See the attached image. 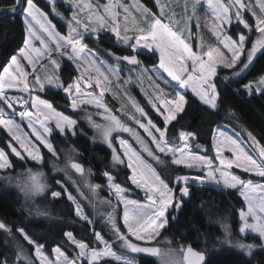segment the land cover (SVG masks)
<instances>
[{"label": "snow or ice", "instance_id": "snow-or-ice-1", "mask_svg": "<svg viewBox=\"0 0 264 264\" xmlns=\"http://www.w3.org/2000/svg\"><path fill=\"white\" fill-rule=\"evenodd\" d=\"M63 3L68 5L67 10L71 13L68 17L58 10ZM199 3L200 0H192L190 15H187L188 5L185 4L186 22L196 20L197 26L196 8ZM156 4L160 7L159 14L153 13L140 0H131V4L124 0H107L106 3L101 0H95V3L92 0H46L51 14L64 22L67 35H61L49 13L42 10L36 0H12L8 7L0 9V13L11 16L13 21L20 17L26 32L23 46L9 58V63L0 73V129L6 133L5 144L0 147V172L5 173L2 178L6 186L12 184V178L7 175L14 167L10 157L25 163L43 164V150L58 158L51 140L54 131L65 137L78 133L77 119L57 111L51 102L41 99L38 94L33 95L52 89L65 94L73 112L85 111L88 124L97 130L99 138L111 149L112 168L123 166L127 170L125 180L121 182H118L119 172L113 175L105 171L106 183L103 186L85 179L86 187L93 195L107 190L108 198L100 201L107 209L101 220L111 235L105 239L101 231H93L98 247L91 241L85 243L77 239L71 231L65 232V243L73 245L76 253L72 258L57 246L52 249L55 259H49L44 245L23 228L16 229L20 237L17 240L12 227L0 220V231L12 237L16 244L17 264H36L37 261L39 264H100L102 260L104 264L109 260L115 264H140L138 254L158 257L160 264H211L206 251H196L190 245L181 248L183 257L177 261L172 249L162 250L152 244L176 221V214L186 199L191 198L194 187L235 193L242 198L243 204L238 210L239 233L244 238L253 234V240L260 241L257 244L246 243L244 238L234 240L225 224L222 225L224 237L220 244L233 247L248 258L252 257L254 250H264V182L251 178L258 177L264 181V144L251 132L247 133L248 144L238 134H229L217 126L212 143L215 155H200L192 150L196 140L194 133L180 131L177 135L172 132L180 126L182 114L189 105V92L210 111H219L221 83L225 90L233 84H240L250 97L256 94L264 96V75L241 83L250 67L254 66V61L264 57V0H207L211 12V33L216 43L206 51L201 48L200 52L193 51L183 32L174 27V21L169 18L168 23L164 22L166 5L161 4V0H156ZM133 12L138 13L139 23ZM248 14L254 24L249 23ZM130 18L134 25L132 35L128 34ZM233 29L235 38L229 34ZM105 32L112 33L116 44L122 46L120 50L129 53L117 55L105 50L116 61L115 65L102 59L95 47ZM254 34L256 38L252 40ZM149 54H158V65L148 67L138 58ZM56 57L66 58L75 66L78 75L62 81L58 74L61 64ZM45 61L53 66V75H45L42 79L39 71L45 69ZM223 70H231V75L220 77L219 72ZM123 71L134 73L137 82L148 79L153 84V92L147 94L148 104L158 119L154 120L127 92L125 95L134 109L132 114L124 111L122 119L107 105L106 93L113 88L119 91L121 86L133 83L131 75L122 78ZM167 88L171 89V99L167 98ZM85 106L95 108V115L102 116L106 123H96ZM229 116H235L231 109ZM24 123L29 132L21 127ZM138 129H142L143 134ZM124 133L129 134L139 150L129 139L122 138ZM95 139L93 137V141ZM195 147L201 148L202 145L196 144ZM149 158L157 166H163V174L149 162ZM67 160L68 167L80 177L92 174L71 156ZM169 163L175 166L171 171H168ZM185 169L190 171L185 172ZM54 171H65L67 181L75 186L79 196L92 203L65 169L54 165ZM29 175L30 182L21 190L30 196L44 193L47 185L42 180L43 174L29 170ZM56 184L60 191L52 190L53 198L66 195L75 217L88 225L96 223L64 182L56 180ZM140 193H143L142 197ZM37 215L46 213L38 212ZM25 244L34 250V259L28 255ZM117 246L118 249L114 250ZM120 250H126V253ZM0 264H7V261H0Z\"/></svg>", "mask_w": 264, "mask_h": 264}, {"label": "trees", "instance_id": "trees-1", "mask_svg": "<svg viewBox=\"0 0 264 264\" xmlns=\"http://www.w3.org/2000/svg\"><path fill=\"white\" fill-rule=\"evenodd\" d=\"M151 6L150 0H142ZM12 0H0V7H7ZM36 4L45 12L49 13L50 9L44 0H36ZM242 27V26H241ZM60 28V27H59ZM246 31V30H245ZM229 34L236 36L233 29ZM25 38V26L20 17L14 21L11 16L0 13V72L9 61V58L23 45ZM96 48L97 45L95 46ZM112 52L121 55L124 51L120 47H110ZM141 59L149 64L154 62L151 55L141 56ZM264 73V57H260L254 61V66L250 67L246 80L256 78ZM76 74L75 68L69 61L63 59L62 66L59 70V76L62 81H69ZM231 70H223L219 72V76L230 75ZM240 84H233L232 87L224 89L221 83L222 102L219 111H210L201 104L195 97L189 95V105L186 112L182 114L180 126L173 129L172 132L178 135L179 131L184 130L192 132L196 136L194 141L196 144L203 145L206 153L212 156V137L214 128L219 124H225L237 131L245 141H247V133L251 132L257 139L264 144V96L259 94L249 96L240 89ZM239 89V91H235ZM42 99L53 104L55 108L72 117H77V113H72L67 107L61 91L48 90L43 93H37ZM145 111L155 119V113L143 104ZM231 109L235 116H229ZM83 127V123H81ZM86 133L78 132L76 136H67L53 133L51 140L57 149L60 159L73 148L75 158L82 162L85 167L91 170V179L94 184L105 185L106 179L103 177L105 171H110L116 175L119 172L118 182L124 181L127 170L123 166L113 169L111 166V150L101 144L96 143L91 138L90 129L83 128ZM10 139V138H9ZM6 141V133L0 129V147H3ZM134 144V143H133ZM136 148L139 150V146ZM44 152V163L36 164L32 161L27 163L19 161L18 158L10 157L13 160V169L7 175H14L20 170L29 168L43 169L48 184L51 189L47 195L39 197L33 205V208H24L21 204L20 192L11 186H6V181L2 178L5 173L0 172V220L6 222L12 227L16 239L20 240L16 234L17 228H23L34 240L44 245L46 253L50 254L53 247L61 246L62 250L70 257L75 256L74 246L65 243L64 233L71 231L77 239H82L85 243H95L93 231H101V234L107 239L111 233L104 225L101 216L107 211L92 210L85 206V211L90 214V218L96 223L88 225L80 221L74 215V210L67 201L66 195L61 198H53L51 191H60L57 186L56 179H60L58 175L52 174V163H58L55 157ZM146 156V154H145ZM147 158V157H146ZM149 162L153 163L158 172L164 173L163 166H157L149 158ZM175 166L168 165V171ZM185 171V170H184ZM186 172V171H185ZM256 179V178H255ZM65 187L73 193L71 187L64 182ZM103 194L108 196L107 190H103ZM135 198V197H134ZM242 199L235 193L220 192L211 188H192L191 198L186 199L181 210L177 215L174 223L170 224L166 230H163L161 236L166 234L174 242V244L187 247L191 246L198 251H206L207 257H210L211 264H264V250H254L251 258H248L243 252L238 251L228 245L220 244L223 235L218 219L226 218L228 227L232 232V237L240 236V221L238 210L242 207ZM46 213V215H37V213ZM244 238L243 235L240 236ZM245 239L246 243H257L259 240H253V235L249 234ZM99 247V246H98ZM28 255L34 259L32 249L25 244ZM16 244L12 237L0 231V261L6 260L7 264H17ZM140 264H157L154 257L139 256ZM86 264V262H85Z\"/></svg>", "mask_w": 264, "mask_h": 264}, {"label": "rangeland", "instance_id": "rangeland-1", "mask_svg": "<svg viewBox=\"0 0 264 264\" xmlns=\"http://www.w3.org/2000/svg\"><path fill=\"white\" fill-rule=\"evenodd\" d=\"M44 1L46 2V0H44ZM85 2H87V0H85ZM92 2L95 3V0H92ZM101 2L102 3H106L107 0H101ZM124 2H126L128 4H131V0H124ZM140 2L142 4H144L146 7H148L149 9H151L153 13L159 14L160 7L156 4V0H150L151 6L147 5L142 0H140ZM186 3L188 5V13H187V15H190L191 14L192 0H161V4L166 5V7L164 8V11H165V13L167 15H166V17L164 19V22L168 23L169 22V18L172 21H174L175 22L174 23V27L177 30L183 32V35L186 38V42L189 43L192 46L193 51L200 52L201 48H203V50L206 51L209 46H212V45H214L216 43L215 37L211 33V12H210V9L208 8L207 0H200V3L197 5V8H196V16L198 17L199 26H197V21L196 20H192L191 22H186V12H185V4ZM67 8H68V5L66 3H63L59 7L58 10L65 17H68V16H70L71 13H70V11L67 10ZM133 15H135L137 17V21L136 22L139 23L140 22V17L138 15V13L133 12ZM49 18L53 21L54 24H56L57 30L61 33V35H67V28H66V26H65L63 21H61L59 18H57L54 15H52L51 12H50ZM248 18H249V23L250 24H254V20L251 18L250 14H248ZM150 19L151 18L149 17V20ZM121 24H122V27H123V17L122 16H121ZM141 26H146V25L141 24ZM128 27L130 29L128 34L132 35L133 34L132 30H133L134 25H133V21L131 20V18L128 21ZM25 35H26V32H25ZM255 38H256V34L252 35V40H254ZM111 46L120 47V49L122 47V46L116 44L115 38H114L112 33H110V32L102 33V39L100 40L99 44L97 45V47L99 49L98 54L107 63L115 65L116 61L114 59H112L110 56H108L107 52L105 51V50L112 51L111 48H110ZM248 46L250 47V42H249ZM17 51L15 52V54L17 53ZM128 54H129L128 52H123L121 55H128ZM151 57L154 58L155 60H154V62L149 63V64L145 63L141 59V56L138 57V58L141 61H143V63L145 65H147L148 67H152L154 64L158 65V62H159L158 61V54L156 56H151ZM56 59L59 60L61 66H62V61H63V59H66V58L62 59L60 57H56ZM8 63H9V61L7 62V64ZM7 64L5 66H7ZM44 64H45V69H42V70L39 71V75L41 76L42 79H43V77L45 75H53V66L47 61H45ZM124 65L127 67L126 62H124ZM117 66L119 67V65H117ZM74 68H75V66H74ZM59 70H58V74H59ZM0 73H2V70H1ZM76 75H78V72H76L74 77ZM129 75H131L132 79H133V83L131 85H123V86L120 87L119 91H116V88H113L112 91L106 93V95H105V101H106L107 105L113 110L114 114L121 116L122 119H124V117L122 115V113L124 111H127L129 114H132L134 112V109L131 107V104L128 101L127 96L125 95L126 92L128 94H130L132 97H134L136 99V101L141 105V107H143V104H144L145 106H147V107H149L151 109V105L148 104V95L147 94H151L153 92V84L150 83L148 79H144L142 82H137V78H136L134 73H129L128 71L121 72L122 78H127ZM262 75H264V73ZM258 77H256V78H258ZM256 78H252V79L246 80L244 83H247L250 80H255ZM31 79L32 78L30 77V81H31ZM161 87H165V86L163 84H161ZM240 89H242L241 86H240ZM53 90H55V89H53ZM57 91H59V90H57ZM88 91H91V89H88ZM96 91L98 92L99 90L97 89ZM166 91L168 92L167 98L171 99V96H172L171 89L167 88ZM33 95H37V93H33ZM189 95H191L190 92H189ZM67 107L70 109L69 106H67ZM85 107L87 108V112L88 113H92L93 114L92 115V119L96 123H98V124H105L106 123V121L103 119L102 116L95 115V113L97 111L95 108H93L91 106H85ZM56 110L60 111L57 108H56ZM60 112H62V111H60ZM76 113H77L76 114L77 117H72V116H69L67 114H65V115L69 116L70 118L77 119V121H78V129H79L78 132L84 134V133H86V131L83 128H87L88 130L90 129L89 131L91 133L92 140H93V137H96L94 142L101 143V144L107 146L99 138V134H98L97 130L88 124V122H87V120L85 118L86 117L85 111L78 110ZM128 122L130 124L132 123L131 121H128ZM81 123H83V127L81 126ZM217 126H220V127L224 128V129H226L229 132V134L236 133V134H238L241 137V139H243V137L237 131H235L234 129L228 127L227 125L219 124ZM217 126L214 128L213 137L215 135V129L217 128ZM21 127L24 129L25 132H29L30 131L27 128L26 123L22 124ZM138 130L143 134V130L142 129H138ZM181 131H184V130H181ZM124 134L129 136V134H127V133H124ZM113 135L115 136L116 133H113ZM68 136H72V135L69 134ZM213 137H212V143H213ZM122 138H123V136H122ZM245 142L250 144V142H248V141H245ZM133 143L135 144L134 140H133ZM195 145H196V143L193 142L192 150L196 154H200V155H205L206 154V155H208L206 153V148H203V149L196 148ZM135 146L138 147V145H136V144H135ZM211 147H212V144H211ZM71 150H73V148L69 149L68 152L65 153L64 156L60 159V161H59V156H58V158H56L58 163H52V166H51L53 168L52 174L58 175L65 183H67L71 187V189L73 191L72 194L74 196H77V198L81 200V203L86 205V207H88L89 209H92V210H98L100 212L104 211V208L106 206L101 204L100 201L103 200V199H107L108 197L106 198L105 196H103V195H101L99 193H98V195H93L88 190V188L86 187L85 179L88 182L94 184L92 179H91V175L90 176H86L85 178H82V177H80L79 174H76L74 172V170H72L70 167H68V160H67L68 156H71L73 161L81 163L83 165L82 162L78 161L75 158L76 157L75 156V152H73ZM214 155H215V152L212 149V156H214ZM208 156H210V155H208ZM54 165L57 168L65 169L67 171L68 175H70L72 177V179L75 180L77 182V184L81 187V190L85 193V196H87V197H89L91 199V201H92L91 204L89 203V199H85L83 197H80L79 193H77V191H76L75 186H73L69 181H67V177L65 176V171H54ZM111 165H112V158H111ZM83 167L85 168L86 171L88 170V168L85 167L84 165H83ZM119 167H121V166H118L116 169H119ZM29 170L31 171V173H38L39 172V173L43 174L42 180L47 185L46 191L44 193L39 194V195H35V196H30V195H27L24 191L21 190V187L24 184L30 182ZM185 171L188 172L190 170L185 169ZM237 171H239V170H237ZM242 175L245 176V177L249 176V174H242ZM9 176L12 178V184L10 186L14 187L15 189H17L20 192V194H21V204H22V206L25 209L26 208H31L32 209L33 205H34V202L39 197L47 195L48 190L52 188L51 185L48 184L47 177H46L43 169H40V168H34L33 167V168H29V169L20 170L19 172L15 173L14 175H9ZM251 178H253L257 182H264V181H261V179L258 178V177H251ZM56 180H60V179H56ZM57 186H59V185H57ZM141 194L143 195V193H141ZM217 223L220 224V227H221V230H222V233H223V235L221 236V240H222L223 237H224V228H223L222 225H225V224L228 225L227 219L226 218H220V219H218ZM242 235L243 234H240V236H242ZM168 236L169 235L164 234V235L158 237L156 241H153L152 244L154 246L156 245L157 247L161 248L162 250L172 249L173 252H174V258L177 261H181L182 257H183V253L181 252V248H186V247L174 244V242ZM240 236H236L235 238L234 237H232V238L234 240L242 239ZM55 247H57V246H55ZM55 247H53V249ZM117 249H118V246H117V248H114V250H117ZM120 251L122 253H126V250H120ZM16 253H17V251H16ZM32 254L34 256V250H32ZM45 254L48 255L49 259H52V260L55 259V254H54L53 251L50 254L45 252ZM134 255H136V254H134ZM69 258H72V257L69 256ZM155 260H156L157 264H160V260H159L158 257H155ZM21 264H23V262H21ZM36 264H39V262L37 261Z\"/></svg>", "mask_w": 264, "mask_h": 264}, {"label": "flooded vegetation", "instance_id": "flooded-vegetation-1", "mask_svg": "<svg viewBox=\"0 0 264 264\" xmlns=\"http://www.w3.org/2000/svg\"><path fill=\"white\" fill-rule=\"evenodd\" d=\"M122 136H123V138H125V139H129L130 143L133 144V140H132V138H131L130 136L125 135V134H123ZM133 146L136 147L135 144H133ZM117 170H118V169H117ZM118 171H119V170H118ZM113 175H114V174H113ZM93 183H94V182H93ZM99 194L105 196L106 198L108 197V196H106V195L103 194V191H99ZM140 196L142 197L143 195L140 193ZM132 198H134V197H132ZM155 246H156V245H155ZM156 247H157V246H156ZM194 250H196V249H194ZM196 251H198V250H196ZM142 255L145 256V254H138V255H137V259H138L139 256H142ZM151 257H152V256H151ZM154 258H155V257H154ZM100 264H104V261H103V260L100 261ZM108 264H115V262L109 260Z\"/></svg>", "mask_w": 264, "mask_h": 264}, {"label": "water", "instance_id": "water-1", "mask_svg": "<svg viewBox=\"0 0 264 264\" xmlns=\"http://www.w3.org/2000/svg\"><path fill=\"white\" fill-rule=\"evenodd\" d=\"M8 7V6H7ZM3 8H6V7H0V9H3ZM61 95H62V97H63V99L66 101V102H68V104L70 103L67 99H65V94L61 91ZM70 110H71V112H73V110L70 108ZM73 113H75V112H73ZM203 148H205L203 145H202V147H201V149H203Z\"/></svg>", "mask_w": 264, "mask_h": 264}, {"label": "built area", "instance_id": "built-area-1", "mask_svg": "<svg viewBox=\"0 0 264 264\" xmlns=\"http://www.w3.org/2000/svg\"><path fill=\"white\" fill-rule=\"evenodd\" d=\"M17 107H19V106H17Z\"/></svg>", "mask_w": 264, "mask_h": 264}]
</instances>
